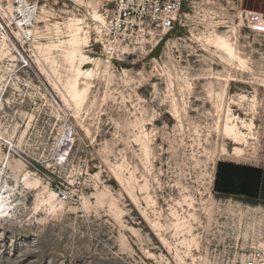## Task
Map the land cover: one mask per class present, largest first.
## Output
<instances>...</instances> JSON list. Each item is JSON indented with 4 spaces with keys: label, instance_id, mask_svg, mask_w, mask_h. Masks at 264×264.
<instances>
[{
    "label": "rangeland",
    "instance_id": "1",
    "mask_svg": "<svg viewBox=\"0 0 264 264\" xmlns=\"http://www.w3.org/2000/svg\"><path fill=\"white\" fill-rule=\"evenodd\" d=\"M112 3L0 0V264H240L264 206L239 171L264 180V25L242 18L264 0H185L166 34L117 48ZM239 116L257 139L226 133Z\"/></svg>",
    "mask_w": 264,
    "mask_h": 264
},
{
    "label": "built area",
    "instance_id": "2",
    "mask_svg": "<svg viewBox=\"0 0 264 264\" xmlns=\"http://www.w3.org/2000/svg\"><path fill=\"white\" fill-rule=\"evenodd\" d=\"M185 0H113L112 6L105 13V25L100 37L113 47H119L131 40L134 32L147 35L162 36L173 29L177 16ZM243 18L250 23L264 25V18L252 14ZM4 33V25L0 20V37ZM31 35H25L30 40ZM61 199L66 198L64 191L58 187ZM250 224H240L239 230L248 231L244 240L246 253L240 264H264V206L248 207Z\"/></svg>",
    "mask_w": 264,
    "mask_h": 264
},
{
    "label": "bare ground",
    "instance_id": "3",
    "mask_svg": "<svg viewBox=\"0 0 264 264\" xmlns=\"http://www.w3.org/2000/svg\"><path fill=\"white\" fill-rule=\"evenodd\" d=\"M24 15H25V13H24ZM96 17L101 19V17L98 15H96ZM103 18H104V21H103L104 22L103 26H104L105 25V13H103ZM17 24H18V22H17ZM25 24L26 23L23 22L21 25H25ZM21 29H23V28L21 27ZM76 38H77V36L73 35L72 38L69 39V41H68L69 47H71V45L73 47L76 46ZM216 43L220 47H222L225 51H227L230 55H234V48L228 40H226L223 37L217 36ZM73 47H71L69 49L67 48L66 53H67L68 60L70 63H74L75 60H78L79 63L73 69L74 73L72 74L70 79L67 81L66 86H67V90H68L69 94L74 98V100L79 102L84 98L85 92H86L85 88L80 89L78 86L79 77L82 75L85 77H88L90 75V73L88 70H83V68L81 67V63L84 61V59H86V55L83 54L81 52V50L79 52H76ZM227 120L228 121L230 120L231 123L226 122L225 131L227 134L233 136L235 141L242 142V144L243 143L246 144L248 142V138H255V139L258 138V136H257L258 132L253 131L254 128H253L252 119H250L249 121H246L245 119L243 120L242 117L240 119V116H239L238 120H236V121H234L230 117H227ZM243 128H245L246 130H244ZM236 152L239 155H241V154H243L244 151H243V148L241 146H238L236 148Z\"/></svg>",
    "mask_w": 264,
    "mask_h": 264
},
{
    "label": "crops",
    "instance_id": "4",
    "mask_svg": "<svg viewBox=\"0 0 264 264\" xmlns=\"http://www.w3.org/2000/svg\"><path fill=\"white\" fill-rule=\"evenodd\" d=\"M241 186H242V194H247V195H252L255 197L256 195V189L257 191L259 190V192L261 193L264 190V180L262 182V180H258V182L256 181V177H253L252 180H250V170L248 168H243L241 170ZM222 172V176L224 179H226V177L232 178V179H236L239 178L236 174H232L231 169H227V167H222L221 169ZM257 183V185H256ZM259 193V194H260ZM259 194H257L259 196Z\"/></svg>",
    "mask_w": 264,
    "mask_h": 264
}]
</instances>
